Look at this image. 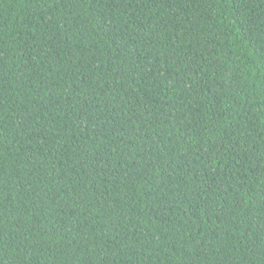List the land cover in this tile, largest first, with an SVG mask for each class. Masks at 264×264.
Returning a JSON list of instances; mask_svg holds the SVG:
<instances>
[{"label":"trees","instance_id":"1","mask_svg":"<svg viewBox=\"0 0 264 264\" xmlns=\"http://www.w3.org/2000/svg\"><path fill=\"white\" fill-rule=\"evenodd\" d=\"M0 264H264V0H0Z\"/></svg>","mask_w":264,"mask_h":264}]
</instances>
